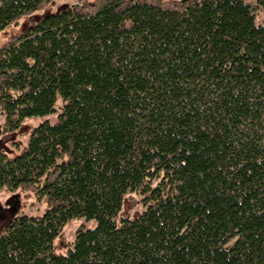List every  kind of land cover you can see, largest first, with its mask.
Masks as SVG:
<instances>
[{
  "label": "trees",
  "instance_id": "trees-1",
  "mask_svg": "<svg viewBox=\"0 0 264 264\" xmlns=\"http://www.w3.org/2000/svg\"><path fill=\"white\" fill-rule=\"evenodd\" d=\"M59 1L0 0V264H264V0Z\"/></svg>",
  "mask_w": 264,
  "mask_h": 264
},
{
  "label": "rangeland",
  "instance_id": "rangeland-1",
  "mask_svg": "<svg viewBox=\"0 0 264 264\" xmlns=\"http://www.w3.org/2000/svg\"><path fill=\"white\" fill-rule=\"evenodd\" d=\"M75 0H60L52 9L59 8L63 5L72 4ZM93 1V0H89ZM262 16H258L260 21ZM18 30V29H17ZM15 31V30H14ZM13 33V30H8L7 33L0 34V44L6 41V36ZM55 119V114L49 116V120L53 122ZM41 119H31L26 121V125L30 128L39 123ZM26 126L21 127V129L13 134L12 132H7V128L4 125V115L0 111V149L11 152L12 154L20 153L25 148L27 141V136H23V131L26 130ZM16 141L18 145L13 144ZM46 209V204L44 200H38L33 191H25L21 189H6L0 191V227L13 215L15 214H26V215H40ZM143 209L141 203V196L139 194L127 195L124 199L122 209L120 212V217H133L139 214ZM84 223L86 226L91 225V223H86L83 220L72 219L63 225L57 237L54 240L55 253H63L69 245L75 235L76 229Z\"/></svg>",
  "mask_w": 264,
  "mask_h": 264
}]
</instances>
